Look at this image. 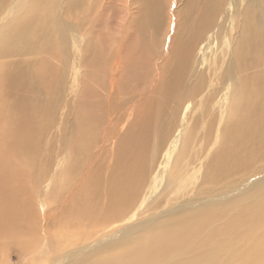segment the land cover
I'll return each instance as SVG.
<instances>
[{"label":"bare ground","instance_id":"obj_1","mask_svg":"<svg viewBox=\"0 0 264 264\" xmlns=\"http://www.w3.org/2000/svg\"><path fill=\"white\" fill-rule=\"evenodd\" d=\"M122 1L105 44L95 0H0V264H264V0Z\"/></svg>","mask_w":264,"mask_h":264},{"label":"rangeland","instance_id":"obj_2","mask_svg":"<svg viewBox=\"0 0 264 264\" xmlns=\"http://www.w3.org/2000/svg\"><path fill=\"white\" fill-rule=\"evenodd\" d=\"M13 0H7V5H6V8L8 7L9 8V10H10V3L12 2ZM35 0H18V4H17V6L18 7H22L23 6V4H24V10L25 9H27V8H29L30 9V7H28V5H32L33 4V2H34ZM42 1H45V7H48L49 9H51L52 11H53V13H55V16H56V21H57V23L60 25V27H61V29L63 28V25H62V20H63V12H64V10H63V0H42ZM132 1V4L129 6V9H134V10H136V9H138L140 6H141V4L142 3H140V1H136V0H131ZM198 1V0H197ZM109 3V4H108ZM122 4H123V1L122 0H110V1H108L107 2V0H95V3H94V7H93V9H92V11L89 13V19H91L92 17L94 18V19H96V27H97V30L101 33V35H102V37H101V43H105V44H107V42L106 41H109L108 40V38H107V36L105 37V34L107 35V34H109V31H111L113 28H114V21H115V19L116 20H118V18H120V16L118 17L117 16V12H119V10H118V6L120 5L121 7H122ZM178 6V4H176L175 2H172V4H171V7H170V9L172 10L171 12L173 13V10L176 8ZM196 6H197V4H196ZM45 7H43V8H41V10L43 9V10H46V9H48V8H45ZM39 9H40V7H39ZM23 10V11H24ZM23 11H20V10H17L16 12H15V16H16V19H17V17L18 16H20V14H21V12H23ZM121 11H122V8H121ZM133 11V10H132ZM183 14V12H181V14L180 15H182ZM13 15V16H14ZM91 21V20H90ZM2 22H4V21H1V19H0V25H1V29H0V40L2 41L3 39H4V37H5V34L3 33V28H4V24L2 23ZM92 22V21H91ZM3 24V25H2ZM86 24H88V21H87V23ZM164 31L165 30H162V32H161V34H163L164 33ZM106 38V39H105ZM55 43H56V46H57V48L58 49H61L60 48V46L57 44L58 42H57V40H55ZM60 51V50H59ZM59 56V54L58 55H54V58L55 57H58ZM59 59H61V58H58L57 60L55 59V60H52L51 62H52V64L53 65H59ZM3 62H5V61H3ZM2 62V63H3ZM56 62V63H55ZM40 64L42 63V65L43 64H47L48 62H39ZM86 70H84L83 71V85L85 84V87H86V85H87V88H86V90H88V92H90L91 91V93H92V95L94 94V96H98V99H101L100 98V96L102 97V92H103V90H102V85H101V83H98V82H96V81H94L93 80V75H91V73L89 72L87 75H86V72H85ZM92 76V77H91ZM99 78V77H98ZM80 81H81V79H80ZM75 84L76 83H74L73 84V87H72V89L70 90V92L68 93V97H66L65 98V100H64V102L65 101H67L68 100V102L69 103H71V101H72V96H73V94H74V92L75 91H73V89L75 88ZM139 88V89H138ZM144 90V86L142 85H138V87H137V89H134V92H141V90ZM137 90V91H136ZM84 92H85V90H84ZM102 101H104L103 99H102ZM63 119H64V121L65 122H67V121H71L70 123H71V129H72V132L74 131L73 129V126H72V123L74 122L72 119L71 120H67L68 119V116L67 115H65L64 117H63ZM67 120V121H66ZM8 124H10V122H7V120L5 119V117H2V118H0V134H1V131L3 130V129H5L6 127H8L9 125ZM61 124V126H60V129L58 130V132H57V134H56V136L54 137V144L53 145H49L50 147H46L45 146V143L43 144V146L41 147V150H40V155H41V157L40 156H38L37 157V159L39 160L40 158L41 159H47L48 160V162H49V164H48V172H47V174L48 175H51L52 174V172H54L55 171V169L57 168V167H59V169L60 170H63L64 169V166H60V164H59V160L60 159H62L63 157H64V155H65V161H66V163H67V167H69V166H71V160L73 159V158H75L76 156H72L71 155V153H68V149H67V145H68V143H72L73 141L68 137L69 136V134L70 133H72V132H69L68 131V129H67V126H66V128H65V125H63L62 123H60ZM71 131V130H70ZM101 135V136H100ZM1 137V136H0ZM104 137V138H103ZM100 138H102L103 140L101 141V139ZM105 136H102V134L101 133H99L98 135H97V141H95V143L93 144V146L90 148V151H89V153L91 154L88 158L89 159H87V158H85V160H84V162H85V164H87L90 160H92L93 158H91V156H93L94 158H96V155L95 154H102V155H104V153L106 154V153H108V152H111L110 151V149H109V147L111 148V145L112 144H110V143H112L113 141V139L111 140V138L109 137V138H106ZM99 139V140H98ZM1 140V139H0ZM111 140V141H110ZM115 140V139H114ZM117 140H115V142H116ZM109 142V143H108ZM98 145H101V146H98ZM104 147H103V146ZM109 146V147H108ZM94 147V148H93ZM103 147V148H102ZM50 148V154H53L54 156H53V158H47V149H49ZM98 148V149H97ZM102 148V149H101ZM108 148V149H107ZM100 149V150H99ZM107 149V150H106ZM103 150V151H102ZM98 151V152H97ZM95 152H97V153H95ZM95 155V156H94ZM91 158V159H90ZM45 159V160H46ZM87 159V160H86ZM88 161V162H87ZM50 170V171H49ZM82 170H84L83 168H82ZM34 172L35 171H33L32 172V174H33V176H34ZM33 176H31V177H33ZM78 178H80V176H79V174L77 175V177H76V179L74 180L75 182L77 181V179ZM33 179V178H32ZM76 189H73V190H71V191H75ZM63 196H64V194H63ZM15 260H13V262H14ZM45 262L44 261H41V260H35V259H33V258H30V259H28V261L27 262H25L24 264H44Z\"/></svg>","mask_w":264,"mask_h":264}]
</instances>
